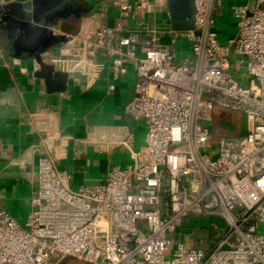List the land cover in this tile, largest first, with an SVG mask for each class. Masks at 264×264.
I'll return each mask as SVG.
<instances>
[{
	"label": "built area",
	"instance_id": "1",
	"mask_svg": "<svg viewBox=\"0 0 264 264\" xmlns=\"http://www.w3.org/2000/svg\"><path fill=\"white\" fill-rule=\"evenodd\" d=\"M113 25L64 34L55 65L92 81L110 60L115 79L135 66L126 114L143 120L145 145L124 129L92 135L98 149L123 146L132 162L75 190L50 155L39 160L38 188L25 225L0 208V264H264V0L232 4L238 32L219 40L224 0H196L195 27L171 31L188 41L182 57L156 31H128L125 19L152 0H113ZM116 89L109 85V91ZM219 108L241 112L247 132L212 137ZM191 215L220 218L216 245H174ZM218 228V224H214Z\"/></svg>",
	"mask_w": 264,
	"mask_h": 264
},
{
	"label": "crops",
	"instance_id": "2",
	"mask_svg": "<svg viewBox=\"0 0 264 264\" xmlns=\"http://www.w3.org/2000/svg\"><path fill=\"white\" fill-rule=\"evenodd\" d=\"M12 1L24 3L33 14L34 23L49 26L57 35H76L120 20L119 7L113 0H0V3ZM224 1L225 5L243 3ZM152 3L150 13L125 19L127 30L142 35L156 31L162 35V43L171 44L184 58L190 56L188 41L182 37L172 41L171 31L195 27L196 0H152ZM224 9L217 12V21L224 17ZM61 44L41 54L42 61L53 66L50 73L28 51L17 55L14 39L0 25V208L21 225L26 224L33 209L42 156L50 155L56 168L68 177L70 187L77 190L99 183L114 167L132 162L126 147L98 149L92 141L93 133L124 129L133 136V150L145 145L144 121L125 112V105L134 95V64L130 63L128 72L115 79L110 60L102 56L105 66L89 81L84 73L67 72L55 65ZM59 73L66 76L60 77ZM110 84H115L114 91H109ZM181 228L174 236L181 235ZM194 233L193 230L174 245L206 248L202 245L205 241L195 238ZM211 244L212 240L207 242L209 247Z\"/></svg>",
	"mask_w": 264,
	"mask_h": 264
},
{
	"label": "rangeland",
	"instance_id": "3",
	"mask_svg": "<svg viewBox=\"0 0 264 264\" xmlns=\"http://www.w3.org/2000/svg\"><path fill=\"white\" fill-rule=\"evenodd\" d=\"M250 0H242V2H248ZM224 17L217 21V29L219 34V40L222 43H227L229 39L235 36L238 32L236 25V19L232 14V4L227 3L225 5ZM69 10H67L68 12ZM66 12V13H67ZM247 132V120L243 113L217 107L213 113L212 120V137L214 140L220 137H238L243 136ZM184 225L181 228L180 236H174V242L178 243L179 240H184V236L193 232L195 238L205 241L206 248L213 247L217 244L224 232V223L220 218L207 215H191L186 218ZM218 224V228L214 227V224ZM212 240V244L209 247L207 242ZM63 264H85L82 260L68 256L64 259Z\"/></svg>",
	"mask_w": 264,
	"mask_h": 264
},
{
	"label": "water",
	"instance_id": "4",
	"mask_svg": "<svg viewBox=\"0 0 264 264\" xmlns=\"http://www.w3.org/2000/svg\"><path fill=\"white\" fill-rule=\"evenodd\" d=\"M32 19L33 14L26 10L24 3L15 1L0 3V25L7 31L8 37L14 39L17 55L24 50L28 51L36 57L42 69L51 73L53 66L43 62L41 54L65 42L67 37L54 34L49 26L34 23ZM58 76L65 77L66 74L59 73Z\"/></svg>",
	"mask_w": 264,
	"mask_h": 264
}]
</instances>
